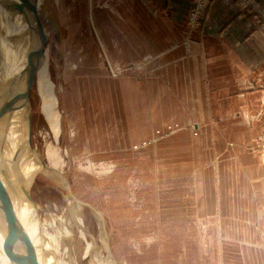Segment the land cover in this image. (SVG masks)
Here are the masks:
<instances>
[{
    "label": "rangeland",
    "instance_id": "374dc122",
    "mask_svg": "<svg viewBox=\"0 0 264 264\" xmlns=\"http://www.w3.org/2000/svg\"><path fill=\"white\" fill-rule=\"evenodd\" d=\"M44 1L50 19L42 52L50 53L63 131L56 144L32 82V139L22 114L20 140L26 153H43L53 143L66 164L52 170L41 158L48 168L29 188L33 205L41 207L36 224L65 236L73 221L60 214L69 212L72 201L82 206L86 230L114 264H250L254 230L246 222L231 223L222 207V189L236 179L230 170L229 176L222 172L235 163L222 160V115L206 112L208 98L187 94L185 66L171 53V46L188 49V29L203 21L205 14L191 22L195 0L184 17L186 33L180 26L173 30L180 33L175 44L172 20L156 15L146 0ZM157 71L166 79L157 80ZM243 120L251 121L244 113ZM210 121L216 127H204ZM256 141L255 149L264 153V131ZM244 148L251 149L250 143ZM5 168L0 164L2 179ZM20 185L14 183L11 192L22 194ZM251 217L248 209L244 218Z\"/></svg>",
    "mask_w": 264,
    "mask_h": 264
},
{
    "label": "crops",
    "instance_id": "0c3cea01",
    "mask_svg": "<svg viewBox=\"0 0 264 264\" xmlns=\"http://www.w3.org/2000/svg\"><path fill=\"white\" fill-rule=\"evenodd\" d=\"M146 1L156 15L172 20L169 19L173 25L169 32L174 44L178 42L180 33L173 30L180 26L185 31L184 17L191 0ZM210 1L201 25L194 29L196 32L187 31L188 49L171 46V53L185 66L187 94L192 90V98H208L204 102L206 112L222 115L217 123L222 127V145L226 146L222 160L235 162L234 168H222V172L229 176L230 170L236 178L228 190L230 195L222 189V207L225 212L229 209L231 223L246 222L252 226L256 250L250 264H264V153L255 149L256 138L264 131V32L257 30L255 14L241 9L237 0ZM253 1L264 9V0ZM156 79L166 78L157 71ZM171 91L174 95L179 93ZM243 113L251 119L249 124L244 122ZM210 123L204 127H216ZM248 143L251 149L244 152ZM248 209L254 217L249 222L244 218Z\"/></svg>",
    "mask_w": 264,
    "mask_h": 264
},
{
    "label": "bare ground",
    "instance_id": "6f19581e",
    "mask_svg": "<svg viewBox=\"0 0 264 264\" xmlns=\"http://www.w3.org/2000/svg\"><path fill=\"white\" fill-rule=\"evenodd\" d=\"M0 1H3V11L0 12V105L4 103L5 98L10 97L11 92L18 94V89H24L32 73V81L41 98L42 115L44 114L49 122L54 141L58 144L63 131L60 92L51 77L50 53L48 50L42 52L43 43L48 36V32L44 30L50 19V14L47 13L49 9L44 0ZM6 90L9 93H6ZM28 112V108L11 111L7 115L0 112V164L9 166L18 184L21 182L30 185L34 176L43 169L38 161L39 156L48 161L52 170L62 171L66 162L59 148L51 142L47 143L43 153L37 149L26 153L21 147L19 120L22 114L27 117ZM0 178L2 179L1 175ZM10 194L16 215L36 249L38 264H114L108 259L107 252L97 245L93 235L86 230L80 204L74 206L72 201H68L69 212L60 214L62 218L66 216L65 218L73 221L72 224H66L68 228L65 230V236H62L48 227L36 224L40 206L33 205L24 198L26 203L23 206L19 198L21 193ZM29 208L31 209L28 211ZM29 213L33 221L28 219ZM45 214L42 215L45 217ZM70 219L64 220L70 222ZM57 223L60 221L56 220L55 224ZM2 233L1 228L0 235ZM75 238L79 241L85 240L87 244L79 245ZM21 249L24 250V247ZM0 264H11L4 253Z\"/></svg>",
    "mask_w": 264,
    "mask_h": 264
},
{
    "label": "water",
    "instance_id": "95a60500",
    "mask_svg": "<svg viewBox=\"0 0 264 264\" xmlns=\"http://www.w3.org/2000/svg\"><path fill=\"white\" fill-rule=\"evenodd\" d=\"M32 77L33 74L31 73L29 79L27 80L28 82L26 83L25 88L18 89V94H16L14 97L5 98L4 103H1L0 105V112L2 113V115H7L11 111L15 112L17 110H20L21 108L29 109L27 118L29 126V136L31 139L33 133V125L28 90L31 83L33 82ZM6 93L9 92H7L6 90ZM38 161L40 162V165H42V167L44 166L48 168V166L46 165V163H44V161H42L40 156ZM3 166L5 165L3 164ZM5 169V176L3 180L0 178V211L4 220L3 223L0 224V229H3V233L2 235H0V261L2 254L4 253L11 264H38L36 249L29 239L27 233L25 232L22 223L16 215L10 194H14V191L11 192L10 188L14 185V183H16L17 179L13 176L9 166H6ZM14 180L15 182H13ZM32 183L30 185H27L25 183L22 184L21 182L19 183L21 184L20 190L22 192V196L29 203H34L29 192V188ZM21 247H24V250H22Z\"/></svg>",
    "mask_w": 264,
    "mask_h": 264
},
{
    "label": "built area",
    "instance_id": "2783aa9c",
    "mask_svg": "<svg viewBox=\"0 0 264 264\" xmlns=\"http://www.w3.org/2000/svg\"><path fill=\"white\" fill-rule=\"evenodd\" d=\"M210 0H195V4L189 10L191 22L193 19L197 23L199 20H202L203 15L206 14L207 6L209 5ZM239 7L246 12H252L255 14V26L258 31L264 32V9L259 7L256 2L253 0H237Z\"/></svg>",
    "mask_w": 264,
    "mask_h": 264
}]
</instances>
